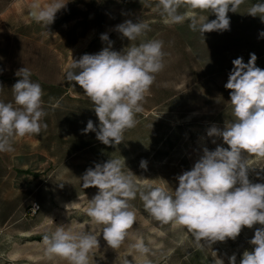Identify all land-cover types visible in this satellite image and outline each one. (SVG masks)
Returning <instances> with one entry per match:
<instances>
[{"label":"rangeland","instance_id":"374dc122","mask_svg":"<svg viewBox=\"0 0 264 264\" xmlns=\"http://www.w3.org/2000/svg\"><path fill=\"white\" fill-rule=\"evenodd\" d=\"M33 2L0 0V28H9L20 40L18 69H36L35 81L42 87L46 112L41 123L47 125L38 135L18 139L8 159L14 168L0 172V264H12L2 257L9 238L15 243L8 247L14 248L17 240L24 246L22 250L30 252L37 246V262L29 264H68L59 256L50 258L43 243V237L58 226L98 236V246L88 253L89 264H215L217 258L228 264L233 254L239 264L243 252L253 248L249 241L255 230L264 226L245 227L235 240L197 247L186 228L158 221L146 211L139 192L164 187L174 194L177 176L191 170L205 147H228L222 138L209 137L207 130L213 125L223 128L225 122L235 120L231 90L224 87L232 61L243 57L247 63L250 53H255L256 65L264 69V37L260 36L264 22L248 15L259 0H244L237 13H228L229 30L205 33L204 37L190 30L188 21L166 24L158 0H69L66 8L57 12L49 31L32 15ZM38 2L44 7L52 0ZM179 11L184 12L185 7ZM199 14L209 15V20L216 18L208 12ZM128 19L143 20L149 30L130 42L115 30ZM102 34L108 35L116 51L160 40L165 53L163 70L155 74L142 101L143 111L136 114V126L124 132L119 145L103 144L94 132L82 134L88 120L96 126L99 121L83 90L66 79L73 59L96 54L107 46ZM12 86L9 100L17 107ZM244 155L250 181L264 183V158ZM109 159L125 161L122 170L132 176L137 188L136 197L129 200L134 223L116 249L103 239L104 226L87 214L89 200L98 188H84L80 179L88 168ZM141 160L147 161L146 169L140 167ZM33 203L37 204L36 213L31 211ZM24 233L32 236L21 237ZM141 242L146 252L136 248Z\"/></svg>","mask_w":264,"mask_h":264},{"label":"clouds","instance_id":"9594fccd","mask_svg":"<svg viewBox=\"0 0 264 264\" xmlns=\"http://www.w3.org/2000/svg\"><path fill=\"white\" fill-rule=\"evenodd\" d=\"M68 2L52 0L41 7L38 0H34L32 15L48 30L57 12L66 8ZM243 2L158 0L157 8L166 24L188 21L190 30L204 37L205 33L229 30L228 13H237ZM182 6L184 12L179 11ZM202 12L216 18L209 20V15L199 14ZM248 15L258 16L264 22V0L254 4ZM115 30L132 42L145 34L149 26L141 19L136 22L128 19ZM260 36L264 37V31ZM101 40L107 41V46L96 54L73 59L66 79L83 90L84 96L93 103L99 121L96 126L88 120L82 134L94 132L103 144L119 145L124 132L136 126V114L143 111L142 101L155 81V74L163 70L165 53L160 40L130 44L121 51L113 50L107 34H102ZM257 59L255 53H250L247 63L243 57L232 61L233 67L224 87L231 90L230 103L235 120L225 122L223 128L213 125L207 130L209 137L222 138L228 147L218 145L214 150L205 147L191 170L177 176L174 194L164 187L139 192L146 211L158 221L174 222L186 228L197 247L235 240L245 227L264 226V183L250 181L244 155L250 153L264 158V69L256 65ZM15 75L19 79L11 90L17 107L12 102L0 101V152L13 151L14 137L38 135L47 127L41 123L46 115L41 85L31 80L32 73L26 67L18 69ZM124 164L119 159H109L88 168L80 178L84 188H98L97 194L89 200L87 214L96 224L104 226L103 239L113 249L120 247L135 220L129 200L136 197L137 188L132 176L123 172ZM140 167L146 169L147 161L141 160ZM97 237L58 226L43 237V243L50 258L59 256L68 264H89L88 253L98 246ZM249 243L253 248L243 252L239 264H264V227L255 230ZM136 248L147 251L142 242L137 243ZM215 264L225 262L217 258ZM228 264H237L235 254L228 257Z\"/></svg>","mask_w":264,"mask_h":264},{"label":"crops","instance_id":"0c3cea01","mask_svg":"<svg viewBox=\"0 0 264 264\" xmlns=\"http://www.w3.org/2000/svg\"><path fill=\"white\" fill-rule=\"evenodd\" d=\"M19 41L20 40L17 39L15 35L10 34L9 28H0V101H4L5 103L10 102V86L14 85V83L19 79V77L15 75L18 67L20 66L21 59L16 56L20 45ZM11 51L14 53L13 56L11 55ZM11 56L13 60H11ZM31 73L33 75V82H36V69L34 68ZM18 139H25V136L14 137L12 145L15 144V142L18 143ZM9 154L10 152H0V172L2 170H10L14 168V164H11L8 160Z\"/></svg>","mask_w":264,"mask_h":264},{"label":"bare ground","instance_id":"6f19581e","mask_svg":"<svg viewBox=\"0 0 264 264\" xmlns=\"http://www.w3.org/2000/svg\"><path fill=\"white\" fill-rule=\"evenodd\" d=\"M21 237H29L32 236L31 234L24 233L20 235ZM19 237V238H21ZM19 241V240H17ZM14 244V248L8 247L11 243H15L10 241V238L8 241L6 240V243H4L3 247H7V250L4 251L2 257H5L7 259V262H12V264H29V263H36L37 262V246H33L32 251H26L22 250L24 249L22 246H20V243Z\"/></svg>","mask_w":264,"mask_h":264},{"label":"built area","instance_id":"2783aa9c","mask_svg":"<svg viewBox=\"0 0 264 264\" xmlns=\"http://www.w3.org/2000/svg\"><path fill=\"white\" fill-rule=\"evenodd\" d=\"M31 211H32V213H36V211H37V204L33 203L31 205Z\"/></svg>","mask_w":264,"mask_h":264}]
</instances>
